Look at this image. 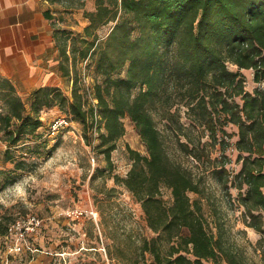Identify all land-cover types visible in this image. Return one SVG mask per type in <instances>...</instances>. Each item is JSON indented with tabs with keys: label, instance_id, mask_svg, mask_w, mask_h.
<instances>
[{
	"label": "trees",
	"instance_id": "obj_1",
	"mask_svg": "<svg viewBox=\"0 0 264 264\" xmlns=\"http://www.w3.org/2000/svg\"><path fill=\"white\" fill-rule=\"evenodd\" d=\"M50 1L70 10L84 9L86 0ZM83 14L88 24L77 33L45 13L53 20L59 70L72 82L71 98L59 87L45 86L33 92L27 106L15 87L0 78L5 109L0 121L8 150L37 133L43 109L58 107L82 125L89 145L97 133L96 148L111 165V154L126 133L123 119L130 118L146 154L127 147L131 167L125 177L114 179L140 203L155 233L141 240L134 264L147 254L148 264H249L239 248L226 242L220 227L216 233L210 228L201 198L191 199V192L202 194L201 186L171 157L157 119L197 159L205 154L206 142L193 129L207 132L211 143L220 146L224 161L216 174L227 192L230 183L238 190L245 223L260 234L258 247L264 250V0H95V9ZM86 61L95 68L90 93L78 67ZM242 69L253 70L258 84L253 91L246 89ZM229 124L237 127L235 134L227 131ZM234 135L241 168L232 181L224 152ZM165 188L171 192L170 204L163 197Z\"/></svg>",
	"mask_w": 264,
	"mask_h": 264
},
{
	"label": "rangeland",
	"instance_id": "obj_2",
	"mask_svg": "<svg viewBox=\"0 0 264 264\" xmlns=\"http://www.w3.org/2000/svg\"><path fill=\"white\" fill-rule=\"evenodd\" d=\"M56 8L58 26L80 33L88 24L83 11H93L95 0H86L84 9L67 10L61 5ZM110 25L104 26L99 34L106 35ZM78 67L90 93L94 65L86 61ZM229 69L238 68L229 65ZM241 72L246 77V89L253 91L258 86L253 80V70L242 69ZM124 75L123 71L121 76ZM60 88L71 98V81L64 79ZM29 101L25 99L27 106ZM4 110L0 101V112ZM40 118L42 126L35 135L22 137L10 150H0V169L3 170L0 232L28 216L40 220L36 231L22 243V251H12L15 239L9 235V230L0 235V264H134L141 240L155 236L147 226L140 203L114 179L115 175L125 177L131 167L127 147L146 154L135 124L130 118L123 119L126 133L118 140L110 165L96 148L100 142L97 133L93 134V143L89 145L82 125L67 112L58 107L43 109ZM60 119L65 122L52 133V124ZM157 126L166 136L171 157L190 170L199 182L202 194L191 192L190 197L201 198L210 228L216 233L217 226L220 227L226 242L239 248L249 264H264V250L258 247L261 236L246 225L244 208L237 202L238 190L230 183L227 192L216 174L224 161L220 146L211 143L207 132L203 134L202 129H193L195 136L203 135L202 140L206 142L205 154L197 159L181 149L176 135L171 134L164 122L157 119ZM226 129L233 134L238 131L232 124ZM3 137L7 140L4 132ZM236 139L234 135L224 152L230 158L225 167L232 181L241 168L234 147ZM19 162L24 164L22 169L17 168ZM163 197L167 204L172 202L170 190L165 188ZM150 260L147 254L146 260L138 264H148Z\"/></svg>",
	"mask_w": 264,
	"mask_h": 264
},
{
	"label": "crops",
	"instance_id": "obj_3",
	"mask_svg": "<svg viewBox=\"0 0 264 264\" xmlns=\"http://www.w3.org/2000/svg\"><path fill=\"white\" fill-rule=\"evenodd\" d=\"M58 4L50 0H0V78L25 101L41 87H61L60 56L53 36ZM68 80V79H67Z\"/></svg>",
	"mask_w": 264,
	"mask_h": 264
},
{
	"label": "built area",
	"instance_id": "obj_4",
	"mask_svg": "<svg viewBox=\"0 0 264 264\" xmlns=\"http://www.w3.org/2000/svg\"><path fill=\"white\" fill-rule=\"evenodd\" d=\"M66 121L67 117H65ZM65 120L60 119L55 121L52 124V133H56L58 131V127L63 125ZM9 145L3 137V131L1 130V121H0V150L9 149ZM40 220L35 216H28L26 220H16L10 227H9V235L15 239V245L11 248L12 251L19 252L23 249V244L26 241V238L33 234L34 231L39 227ZM7 230V233H8Z\"/></svg>",
	"mask_w": 264,
	"mask_h": 264
}]
</instances>
